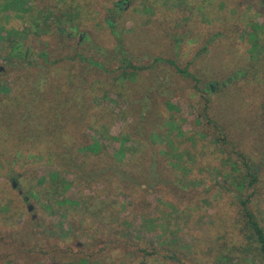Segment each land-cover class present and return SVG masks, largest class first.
<instances>
[{"label": "rangeland", "instance_id": "1", "mask_svg": "<svg viewBox=\"0 0 264 264\" xmlns=\"http://www.w3.org/2000/svg\"><path fill=\"white\" fill-rule=\"evenodd\" d=\"M116 1L0 10L1 35L28 50L8 61L0 39V264H264L257 244L246 256L240 207L249 199L264 230L263 7L126 0L109 15ZM44 8L75 32L28 33ZM106 19L138 69L119 61ZM245 164L257 182L241 189Z\"/></svg>", "mask_w": 264, "mask_h": 264}, {"label": "trees", "instance_id": "2", "mask_svg": "<svg viewBox=\"0 0 264 264\" xmlns=\"http://www.w3.org/2000/svg\"><path fill=\"white\" fill-rule=\"evenodd\" d=\"M258 1L264 10V0H258ZM18 2H19V0H4L3 4L0 7V10L5 12V14L10 13L13 11L14 5H16ZM125 4H126V0L116 1L113 4L112 8L109 9L107 12L109 13V15H111V13L116 14L119 11L124 9ZM39 12H40L39 17L37 19H33L32 24L29 25V28L27 29L28 33L36 34V35H40V33H48L53 25L56 28L59 27V29H57V32L60 33L61 35H63L62 33L66 34V35H70V34L75 32V29H74L75 26L73 27L72 26L73 24H69V22L67 20L62 22L61 21L62 19L60 18V16H56V14L50 8H44L43 10H41ZM9 16L10 15H8L6 17H9ZM62 24L68 25L67 31H65L64 29H60ZM105 24H106L107 28L109 29L111 35L114 37V39L116 41L114 53L119 57V61L122 62L123 65H127L133 69H138V68H136L130 64L131 61L128 58L127 51L124 49L123 38H121L119 31L116 29L114 21H112L111 19H106ZM262 28H264V27H262ZM2 31H4V30L0 29V39L4 42H7L8 48H9L7 60L11 61L14 58H16V59L24 58L27 55L28 50L23 49L24 45L21 43V41L16 40L12 36V31H6V35H4V36L1 35ZM251 39H252L251 52L253 54L252 55L253 59H256L257 54L259 52V45L257 42V36L252 34ZM41 57L43 58V60H47L48 54L46 52H42ZM154 62H163V63L170 64L172 67H174V69L176 70L177 73L181 74L182 77L191 79V80L196 81V82L198 81L197 75L190 73L187 68H182V69L179 68L176 65V63L172 60L155 58ZM15 64H18V63H15ZM27 64H30L31 66L33 65L32 63H27ZM89 64L92 66H95L97 68L103 69V65L100 64L99 62L92 60L89 62ZM245 75H246L245 72L239 71L236 74L232 75L230 77L229 81H235V80H237L240 77L245 76ZM207 90H211L210 86L208 87ZM39 138H41V136ZM99 146H100L99 143L94 142L93 144H90L86 149L90 150L91 152H96L97 149H99ZM122 153L123 152H120V154H122ZM69 155H70L69 152L62 151V152H60V154L58 156L64 160H67V161H70L73 163L74 161L71 158H69ZM150 168H152V167H150ZM256 175H257V170L255 168L251 169L250 166L245 164V174H244L242 180L239 182V187L241 189H243V187L245 186L244 182H247L249 187L256 184V182H257V176ZM51 177L55 178L56 176L53 174V175H51ZM51 181L54 184L58 185V187H59V184L55 180H51ZM248 204H249V199H245V200H242L240 202L241 212L243 214V218L245 219L244 231L246 233V238H247L248 245H249V249L246 250V252H247L246 256L248 257L250 255L251 247L254 244H257L258 249H259V253L264 258V230L261 228L259 223L256 221L253 213L249 210ZM67 264H88V262L85 259H79L75 262H70Z\"/></svg>", "mask_w": 264, "mask_h": 264}, {"label": "flooded vegetation", "instance_id": "3", "mask_svg": "<svg viewBox=\"0 0 264 264\" xmlns=\"http://www.w3.org/2000/svg\"><path fill=\"white\" fill-rule=\"evenodd\" d=\"M0 71H1V69H0Z\"/></svg>", "mask_w": 264, "mask_h": 264}]
</instances>
